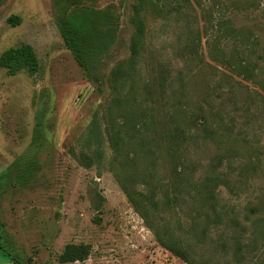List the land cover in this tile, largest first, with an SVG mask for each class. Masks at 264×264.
<instances>
[{"label": "rangeland", "instance_id": "374dc122", "mask_svg": "<svg viewBox=\"0 0 264 264\" xmlns=\"http://www.w3.org/2000/svg\"><path fill=\"white\" fill-rule=\"evenodd\" d=\"M81 13L88 77L58 29ZM23 44L39 71L0 67V264H264V0H0V57Z\"/></svg>", "mask_w": 264, "mask_h": 264}, {"label": "trees", "instance_id": "16d2710c", "mask_svg": "<svg viewBox=\"0 0 264 264\" xmlns=\"http://www.w3.org/2000/svg\"><path fill=\"white\" fill-rule=\"evenodd\" d=\"M180 4V1L177 3ZM142 6L136 10V17L133 19L134 26L137 30L136 36L132 41V56L130 59V67H134L135 61L138 59L139 52L141 49V40L145 34V25L140 17V12L142 11ZM9 24L13 26H18L21 24V18L11 17L9 19ZM97 27V21L94 14L81 13L78 15H70L66 20L58 24V29L61 38L66 46V48L73 54L74 58L78 64L83 69L84 73L88 77L91 74V69L94 67L96 55L98 54L99 40L97 38V32H95ZM226 61V64H229ZM233 66V73L237 76L243 77L247 81H257V75L255 70L249 67L247 64L243 65L238 62ZM0 67L7 70L10 76H16L22 71H28L30 73H36L40 68V61L37 53L33 46L29 44H23L19 47L10 48L5 51L0 57ZM120 70L113 74L114 84H118L122 80ZM97 80V79H96ZM98 81V80H97ZM259 83V82H258ZM198 125L201 124L199 121ZM202 125V124H201ZM206 125H204V128ZM114 142L115 139L113 138ZM116 151L118 147L116 142L113 143ZM167 249H171L173 252L177 253L170 244L167 243ZM88 255V248L83 246H73L70 245L66 248L65 253L61 257V262L72 263L77 261H83ZM14 264H20L18 261L13 260Z\"/></svg>", "mask_w": 264, "mask_h": 264}]
</instances>
